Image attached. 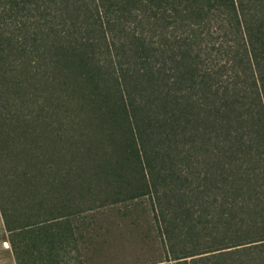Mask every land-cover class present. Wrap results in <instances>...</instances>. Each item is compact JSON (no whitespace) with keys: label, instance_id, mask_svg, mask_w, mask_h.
<instances>
[{"label":"trees","instance_id":"1","mask_svg":"<svg viewBox=\"0 0 264 264\" xmlns=\"http://www.w3.org/2000/svg\"><path fill=\"white\" fill-rule=\"evenodd\" d=\"M43 115L88 141L58 134L75 159L45 190L26 145ZM0 141L27 165L0 191L15 264L80 261L56 244L82 203L144 198L142 264H264V0H0Z\"/></svg>","mask_w":264,"mask_h":264},{"label":"rangeland","instance_id":"2","mask_svg":"<svg viewBox=\"0 0 264 264\" xmlns=\"http://www.w3.org/2000/svg\"><path fill=\"white\" fill-rule=\"evenodd\" d=\"M208 66L216 68L215 61H209ZM73 107H75L73 102L67 104L68 110L73 109ZM33 112L38 113L36 109ZM37 116L39 114L34 116V118ZM75 116L76 119L86 117L85 112H80L77 108ZM59 118V116L53 117L49 115L36 118V124L34 125L35 132L32 131L35 136H27L26 145L31 148L35 145L36 148L32 151L34 159L31 161L33 165L31 168L28 166V168L29 170L32 169L34 174L41 176L44 190L48 189L50 185L46 182H50L57 175L63 176L66 174L69 168L67 165L72 159H75L70 150L65 153L62 150L64 148L61 149L64 145L60 142L58 134L62 133L68 137L72 136L76 144L74 146L76 147L83 144L79 143L78 140L85 141L86 139L81 136L83 132H86L85 128H76L72 132V129H66L70 126L65 125L62 119ZM66 139L67 137L62 138L63 143H65ZM95 141L97 143L103 142L101 138L94 139V144H89L91 149L98 148ZM85 142V144H88V141ZM1 144L0 141V146ZM16 153L17 151H13L10 148L3 150L0 147V191L2 198L5 200L9 198L14 200L16 194L24 189L20 180L23 168L27 165L24 164L22 156L18 158L15 156L17 155ZM36 157L38 159L35 161ZM58 158H61L62 162L58 163ZM28 159L30 160V158ZM128 166V162L123 165L125 173H127L126 176L135 177V174L133 171H130V167ZM136 177H138L137 174ZM91 185L92 190H89L88 193L96 194V198L99 197L101 200L102 197H106V189L109 188L106 180L95 179ZM68 189L71 188L68 186ZM95 202L90 199L81 204L82 207L93 209L85 213L87 216L86 220L76 219L73 221V229H75L76 225L82 228L75 229L73 233L68 232L61 236L56 245L62 246V250L57 249V251L59 250V252L66 254L67 257H72L76 254L80 255V261L73 260L70 264H142L146 262L154 254L153 249L144 243V238L148 237L155 220V214L152 211L149 199L144 198L140 203L139 201H135L130 205L128 203L113 205L107 202L102 206L99 202ZM204 244L203 242L200 243L201 246H204ZM36 246L41 252H46L47 250V246L42 244L37 243ZM199 251L202 252L205 249ZM29 256L28 253L26 256L27 261L29 260Z\"/></svg>","mask_w":264,"mask_h":264},{"label":"crops","instance_id":"3","mask_svg":"<svg viewBox=\"0 0 264 264\" xmlns=\"http://www.w3.org/2000/svg\"><path fill=\"white\" fill-rule=\"evenodd\" d=\"M0 264H15L1 215H0Z\"/></svg>","mask_w":264,"mask_h":264}]
</instances>
